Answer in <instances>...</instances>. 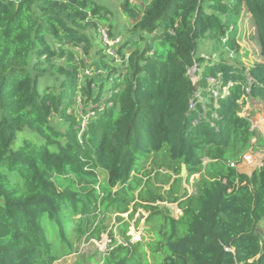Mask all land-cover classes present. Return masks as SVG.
I'll use <instances>...</instances> for the list:
<instances>
[{
    "label": "trees",
    "instance_id": "1",
    "mask_svg": "<svg viewBox=\"0 0 264 264\" xmlns=\"http://www.w3.org/2000/svg\"><path fill=\"white\" fill-rule=\"evenodd\" d=\"M104 9L94 0H0V264L59 260L45 217L67 244L70 218L79 217L77 238H99L109 214L127 245L118 242L103 264H148L127 236L122 215L131 206L129 220L140 208L150 213L146 224L157 220L150 246L158 264H264V163L250 176L230 167L264 146L254 112L241 116L248 100L264 106V0H123L133 23L119 59L102 42L93 53L85 33L106 21ZM243 11L263 60L251 68L237 41ZM108 36L118 37L112 28ZM208 43L219 45L214 58ZM80 53L105 69L99 82H81ZM78 96L93 113L84 129L73 111ZM24 132L39 142L25 138L16 149ZM160 154L173 183L146 170ZM183 165L186 182L209 169L190 197ZM165 201L180 202V220L151 206Z\"/></svg>",
    "mask_w": 264,
    "mask_h": 264
},
{
    "label": "rangeland",
    "instance_id": "2",
    "mask_svg": "<svg viewBox=\"0 0 264 264\" xmlns=\"http://www.w3.org/2000/svg\"><path fill=\"white\" fill-rule=\"evenodd\" d=\"M94 1L97 3V5L103 6L105 8L104 14L106 13L107 17L105 22H98V29L100 28V31H98V29H88L85 31V33L89 36L92 41V52L96 53L97 50L102 47L101 42L105 44L103 35H108V30L112 28L113 32H116L117 36L121 38V44L114 50L110 49L109 51L106 50V52L107 54H110V56L119 59V56L116 54V52L120 49V47L124 46L128 38L131 37L130 30L132 28L133 21L127 19L126 15L123 13V0ZM240 19L241 20H239L238 23L237 41L241 46V56L243 57L242 62L245 64L246 67L251 68L263 62L262 58L260 57V47L257 40V33L252 18L248 13L243 11ZM206 48L208 49L207 53L209 55L213 53L214 58L216 52L219 50V45L208 43L206 45ZM79 58L85 59V66L80 69V77L83 85H85L86 87L88 82L93 79H95L96 82H99L100 78L102 77L101 74L105 73V69L100 66L99 63L94 62V60L91 61L89 58L84 57L82 53H80ZM188 75L192 78V80L197 79L196 70H190L188 72ZM104 87L108 90L110 85L106 82ZM90 90L93 94L97 93V90L94 87H92ZM82 100L83 99L81 98V96H78V98L76 99V104L73 107V111L75 113L78 124H80L81 128L84 129L88 123V120L93 117V113L91 112L89 107L85 105V100ZM89 105H91V103ZM253 112L254 114H252L253 116L251 117L253 128L257 130L259 135L264 140V106L262 105V103H258L256 101L251 102L250 100H248V104L244 108V111L241 116H246V114L251 115V113ZM25 138L31 139L37 143L39 142L36 135L30 132H24L18 136V140L16 141L14 147L16 149H19L23 145ZM252 143L255 144L256 142ZM257 147H254L253 145L244 155L246 156L249 153L253 152L254 155H256V165L260 162H264V146L262 148ZM242 158L244 159V157H241V160H243ZM210 162L211 161L209 160V158H205L203 160V165L208 168V164ZM231 162L240 163L239 161ZM250 165L253 166L254 162H251ZM145 166L146 170L152 172L153 177H155L157 172H160L162 176L170 175L172 183L177 178L176 173L168 169V164L167 161L164 159L163 154H160V156L158 157L152 158ZM257 168L258 167H252V169H246L241 172L242 174H247L250 176L253 171ZM208 171L209 169H205L202 174H198L192 177L187 183L186 176L183 181V191L185 187L190 189L187 184L193 182V189H191V192L192 194H196L197 190L195 188V185L204 182L206 179H209ZM99 177L101 181H105L107 179V174L105 172L100 173ZM158 186H161L163 188L162 193L169 191L170 189V186H168L167 184H159ZM190 186L192 187V185ZM180 194H182V189ZM132 210L133 207L131 206V211ZM131 211H129V213L127 214H123V218L126 219V222L130 217ZM143 212L147 217H149V214L146 211L143 210ZM140 215L142 218H144V215H142V213H140ZM117 216L118 215L115 214H109L106 216L104 221L100 223L101 227L99 238H90V234L93 231H90L86 236L84 235L81 238H77L76 228L79 225V217H77L76 219L70 218L71 221L69 223H66V236L69 242L67 244L63 243L60 239L59 233L55 228V224L50 222L49 219L45 217L43 225L44 227H46L49 239L54 243L59 255V260H57L54 264H103L107 253L111 249H113L118 242L121 243L123 242L122 240L125 241V239L121 236V231L119 229L120 222L117 220ZM102 218L104 217L102 216L97 220L96 225H100L99 222L102 220ZM156 222L157 220L153 221L151 224H141L139 227V230L143 231L142 241L139 243L141 244L142 251L146 254L145 257L148 264H158L156 258L158 256L153 254V249L150 246L151 244L155 243L158 239V230L154 228ZM96 227L97 226H94V228ZM260 228L262 227L260 226ZM107 239L112 240L111 243H108V248L100 244L101 240L106 241ZM130 242H132V239ZM98 245H100V248L98 247Z\"/></svg>",
    "mask_w": 264,
    "mask_h": 264
},
{
    "label": "built area",
    "instance_id": "3",
    "mask_svg": "<svg viewBox=\"0 0 264 264\" xmlns=\"http://www.w3.org/2000/svg\"><path fill=\"white\" fill-rule=\"evenodd\" d=\"M103 39H104V42H105V46H106V49L107 51H109L110 49L111 50H114L116 47H118L120 44H121V38L120 37H117L116 39H110L108 35L104 34L103 35ZM191 70H196V68H193ZM190 71V70H189ZM197 79L196 80H193V83H194V86L197 85L198 81H199V78L196 77ZM250 82H252L251 79H249ZM212 83H214V80H211ZM250 91L247 89V93H249ZM263 123V121H262ZM253 142L255 143L256 140L254 139ZM244 159L241 160L240 159V163H231L230 164V167L232 168H235L237 169L240 173H242L241 171H244L246 169H252V167H258L260 168L264 162H260L259 164L256 165L255 163V157L256 155H254L253 152L249 153L248 155L246 156H243ZM251 162H254V165L251 166L250 163ZM165 173V172H164ZM196 176V175H195ZM194 177V176H193ZM194 179V178H193ZM187 183V182H186ZM189 188H186L184 189V192L187 193L188 197L194 195L192 194L191 192V189H193V182L192 183H189L187 184ZM192 185V187L190 186ZM186 198H184L185 200ZM151 206L153 207H159L163 210H166L167 211V214L170 218L172 219H175V220H180L183 215H184V211L183 209L181 208L180 206V202H176V203H170V202H157L156 204H151ZM144 209L140 208L137 210V212L134 214V217L132 220H129L128 219V223H129V228H128V233H127V236L130 237V241L132 239V244H136V243H139L142 241V235H143V231H140L139 227L141 224H145L146 225V220H147V216L145 215V213L143 212ZM145 211V210H144ZM133 212V210L131 211ZM140 213H142V215H144V218L141 217ZM148 214H150L149 212H147ZM146 216V217H145ZM123 217V215H122ZM126 220V219H125ZM112 240H101L100 241V244H102L104 247L108 248L109 247V244L108 243H111ZM122 244V242L120 243ZM98 247L100 248V245H98Z\"/></svg>",
    "mask_w": 264,
    "mask_h": 264
},
{
    "label": "water",
    "instance_id": "4",
    "mask_svg": "<svg viewBox=\"0 0 264 264\" xmlns=\"http://www.w3.org/2000/svg\"><path fill=\"white\" fill-rule=\"evenodd\" d=\"M187 176V168H186V166H183L182 167V174H181V177L182 178H185ZM123 242H122V244H124V245H126L127 243H126V241H124V240H122Z\"/></svg>",
    "mask_w": 264,
    "mask_h": 264
},
{
    "label": "crops",
    "instance_id": "5",
    "mask_svg": "<svg viewBox=\"0 0 264 264\" xmlns=\"http://www.w3.org/2000/svg\"><path fill=\"white\" fill-rule=\"evenodd\" d=\"M260 226L262 227V228H260ZM259 231L260 232H262V233H264V219L260 222V224H259Z\"/></svg>",
    "mask_w": 264,
    "mask_h": 264
}]
</instances>
